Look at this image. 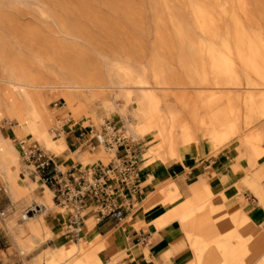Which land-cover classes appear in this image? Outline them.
I'll list each match as a JSON object with an SVG mask.
<instances>
[{
  "label": "bare ground",
  "instance_id": "bare-ground-1",
  "mask_svg": "<svg viewBox=\"0 0 264 264\" xmlns=\"http://www.w3.org/2000/svg\"><path fill=\"white\" fill-rule=\"evenodd\" d=\"M169 1L148 0L156 18L155 42L166 45L168 51L177 43L175 71H170L167 52H155L150 63L139 62L138 67L133 60H114V67L106 72L92 60H54L58 55L54 41L35 37L33 32L28 34L12 23L6 26L0 18V121L15 127L18 134L30 135L44 150L59 155L67 148L64 134L56 133L61 120L80 122L82 126L98 125L102 112H118L125 137L148 139V145L139 153L143 164L158 173L166 172L154 190L164 192L160 199L163 205L178 196L170 169L173 162L189 168L212 149L227 147L237 165L246 162L248 167H256L264 155V33L248 6L249 0H224L232 3L229 10L219 9L220 15L230 16L229 28L224 27L221 16L216 18L212 13L206 3L209 0H174L190 4L194 27L207 37L201 41L192 39L190 28L177 17ZM39 12L49 15L44 7ZM163 13L172 27L171 38L164 35ZM261 18L264 20V14ZM62 28L69 34L64 25ZM221 30H225L222 35ZM32 55L41 60H30ZM118 72L121 74L114 78L113 73ZM147 72L155 85L165 89L162 95L149 87ZM130 85L137 89L136 94H131ZM173 87H191L195 91L169 102L166 95ZM118 95L131 100L134 109L128 111L118 103ZM58 97L61 104L50 108L49 103ZM99 145L104 150L85 152L81 161L92 162L95 156L110 150ZM111 150L115 154V149ZM20 155V148L0 130V184L13 205L6 207L8 215L0 222L12 245L26 254L55 230L47 227L42 213L23 216L21 204L33 199L44 207L51 206L54 190L45 185L43 197L34 196L36 183L21 175ZM259 170L255 168L254 179L247 182L264 208V184L255 178ZM22 171L26 173L23 167ZM222 199V195L213 194L209 185L196 182L191 197L175 208L167 206L153 224L159 228L173 221L179 223L195 255L194 264L205 262L210 246L220 255L216 264H264V236L254 241L249 233L222 230L224 220L219 210L208 209L209 213L215 212L212 217L218 221L210 225L205 218L202 234H191L196 218L207 214L210 202L217 206ZM88 231L94 232V225ZM96 239L83 235L76 241H58L45 248L43 257L38 253L26 264H61L73 254L67 264H100Z\"/></svg>",
  "mask_w": 264,
  "mask_h": 264
},
{
  "label": "rangeland",
  "instance_id": "rangeland-1",
  "mask_svg": "<svg viewBox=\"0 0 264 264\" xmlns=\"http://www.w3.org/2000/svg\"><path fill=\"white\" fill-rule=\"evenodd\" d=\"M206 3L216 18L217 16H221L220 21L226 25L224 26L225 28H229L232 25L230 16H228V14L220 15L219 11L220 8H224L226 10L231 9V1L220 0L219 2H215L213 0H209ZM169 4L172 8H174L177 17H179L185 25L190 28V35L192 39L195 41L207 39L203 32L194 27L195 21L190 12V4L184 5L182 3H177L174 0H170ZM248 6L253 12V15L256 17V23L258 24L260 31L264 33V20L261 18L262 14H264V0H249ZM40 7L47 9V13L49 15H42L39 12ZM0 18L6 26L9 23H12L16 27L20 26L23 28V30L28 34L33 32L34 35L36 34L35 37L37 36L39 38V36H43L44 38L54 41L57 45L58 52V55L54 58V60H92L103 72H106V70L114 67L112 64L114 60H133V65L138 67L137 65H139V62L150 63L152 55L155 52L160 54H165V52H167L166 56L169 57H166V60H168V63L170 64V71H175L178 68L176 62V56L178 54V50L176 48L177 43H175L174 47L168 51L166 45H159L155 42L156 37L154 29L156 25V18L155 14L151 10L148 0H0ZM162 18L166 26L164 29V35L167 38L173 37L172 27L166 17V14L163 13ZM62 25H64L65 29L69 30V34H65L62 31ZM224 31L225 30H221L220 34L222 35ZM184 51L185 53L187 52L186 50ZM30 60L41 59L36 55H32ZM112 70H114V68ZM120 74L121 73L119 72L113 73L112 76L116 78ZM146 77L150 81L149 87L151 89L158 91L160 95L165 92V89H163L162 86L155 85L153 83L149 72L146 73ZM128 88L131 89L132 95L137 93V89L135 87L130 85ZM124 91L125 89H122V92ZM168 91L169 93L166 95V100L173 102L175 101V98H184L187 93H193L195 90L191 87H173ZM116 101L124 104L128 111H132L134 109L132 101L127 100V98L123 95H118L116 97ZM61 102L62 99L58 97L49 103V107H58ZM102 117L103 118L98 125L91 123L85 126H82L80 122L73 124L71 121L61 120L59 124H63L60 125V127L59 124L56 125V133H63L66 138L68 132L76 133L77 130L86 133L87 138L94 132H101L104 124L106 122H110L112 125L115 124V127L121 128V134L123 136L124 134L126 135V133H124V128L122 129L121 127L123 125V120L118 112H102ZM14 128L15 127H11L5 121H0L1 132L6 137L12 139V143L16 146H18L17 140L19 139H26L27 142H35L38 144V142L30 135L22 133L18 134L15 132ZM81 138H83V136H81ZM127 140L130 145H132V148L135 149L139 169L143 168L146 170L148 176V169L146 166H151L144 165L143 160L139 157V153L148 145V139H133L128 136ZM79 143H81V145L78 146V150L85 148L86 151L89 150L93 153H98L104 150L101 145H97L94 149L90 150L85 144H83V139H81ZM109 149L110 148H108V150ZM118 150L120 151L121 148ZM46 152L51 153L50 151ZM61 154L62 153L59 155ZM21 156L22 152L18 159V166L21 175L29 177V179L35 177L38 179V174H31L30 170L32 167L27 166L23 162ZM70 156L74 158V161L77 160L81 166L90 165L91 167H94L97 163L106 164L108 161L115 159V154L111 149L105 155L95 156V159L92 162H82L77 151L71 153ZM188 157L189 156H187V158ZM214 158L223 161L225 165H230L234 171L238 172V177L234 182L237 187V191L242 187L247 188L255 196L247 181L254 179V171L257 167H259L260 170L255 178H257L259 184H264V155L260 157L256 167H248L246 162H242L237 165L227 147L219 150L212 149L208 156L202 160H212ZM66 160L70 161L69 155L66 157ZM59 166L62 170L65 169L64 163H60ZM22 167L25 168V172L28 175L22 171ZM170 169L174 179L178 177L180 173L186 174L188 172V168L182 167L177 162H173ZM36 184H42L43 188H45L43 180L38 179ZM140 185L143 186L144 183H140ZM54 193L55 192L53 191L51 192V197L54 196ZM0 201L13 207L10 198L3 189L2 184H0ZM34 202L38 203L33 199L29 203H22L20 210H23L26 206ZM53 202L55 203L54 198L53 201L51 200V206L45 207V209L55 208V210L62 213L64 217L69 214V209L67 207L60 205L55 206ZM0 211H2L1 208ZM7 215L8 212L5 209L3 214H0V218H5ZM18 220H20V216L18 217ZM96 220L97 216L92 214V216L86 221V226L88 228L91 225L95 226ZM65 230L66 225L65 223H62L60 234ZM254 232H256L258 236H264V220L262 224L255 227L253 233ZM81 233L82 232L79 231V236L83 235V233ZM251 236L254 239L255 233ZM76 240L77 238L75 241ZM47 244H50L48 240L42 241L35 245L30 252L21 254L18 249L12 245L7 231L4 226L0 224V249H2L0 250V264H26L27 260L33 253L43 249ZM113 254H116L115 259L117 260L123 256L120 252H112V255ZM74 256L75 254L64 260L61 264H67ZM42 264L45 263L43 262ZM192 264H194V260Z\"/></svg>",
  "mask_w": 264,
  "mask_h": 264
},
{
  "label": "crops",
  "instance_id": "crops-1",
  "mask_svg": "<svg viewBox=\"0 0 264 264\" xmlns=\"http://www.w3.org/2000/svg\"><path fill=\"white\" fill-rule=\"evenodd\" d=\"M79 134L80 131L77 130L76 133L68 132L65 138L67 148L61 155L56 157L57 162L59 164L64 163L65 168L79 164L77 160L74 161L72 156L70 157V161L66 160V157L71 153L77 151L79 158L83 157L85 152L93 153L89 150L86 151L85 148L82 150L77 149L81 145L79 142L82 139ZM120 152L118 151V153ZM201 160L194 161L187 169L188 172L186 174L180 173L174 179L178 187V196L174 197L169 204L163 205V202L160 201L164 192L154 191L156 183L161 181L166 173H158L153 168L146 166L148 176L146 170L141 168L139 176L128 185V189L123 185L113 186V193L116 194L117 201L125 206L123 215L120 218L104 216L97 219L94 232L90 234L86 221L94 214V211H91L90 207L86 209L88 213L80 231L89 240L97 238L96 242L99 245L97 256L101 259L100 264H192L193 260H195L194 254L185 230L179 223L173 221L156 228L153 224V219L165 213L167 206L175 208L184 199L191 197L193 185L196 182L209 185L213 194L222 195L223 199L218 202L217 206H214L210 202V206L207 207V214L203 213L196 218L191 234H202L203 228L201 223L205 218L207 221H210V225L217 222L218 220L216 221L212 217L215 212L209 213L208 211V209H216L220 211L224 220L222 230L233 229L239 234L244 235L255 233L254 241L261 239L262 236H258L256 232L253 233L255 227L262 224L264 220V208L259 203L258 197L254 196L247 188L242 187L237 191L234 182L238 177V172L234 171L230 165H225L223 161L216 158ZM30 179L36 183L39 178ZM140 183H144V185L141 186ZM44 185L52 190L47 184L44 183ZM32 193L36 197H43L44 188L42 184H36ZM53 204L55 206L58 205L56 202H53ZM7 206L9 204L0 201L2 211ZM39 213H42L47 227L55 231L49 237L43 238L40 241L48 240L50 244L33 253L28 260L38 253H42L43 257L45 248L53 247L58 241L75 240L79 236V232L78 236L75 237V235L68 233L66 230L60 234L61 225L62 223L66 225L68 215L64 217L55 208L45 209L44 205ZM209 251L207 254L205 253L204 257L206 259L203 264L218 263L220 255L215 251L214 247L210 246ZM112 252H120L123 256L117 260L115 259L116 254L112 255Z\"/></svg>",
  "mask_w": 264,
  "mask_h": 264
},
{
  "label": "built area",
  "instance_id": "built-area-1",
  "mask_svg": "<svg viewBox=\"0 0 264 264\" xmlns=\"http://www.w3.org/2000/svg\"><path fill=\"white\" fill-rule=\"evenodd\" d=\"M121 133V128L110 122L104 124L100 134L94 132L87 138L86 133L80 131L83 144L90 150L102 143L115 149V159L106 164L97 163L94 167L79 163L64 170L60 168L56 154L47 153L35 142L17 140L23 162L32 167L31 174H38L54 190L56 204L69 209L66 231L75 237L84 225L89 207L97 219L104 216L120 218L123 215L125 206L117 201L113 186L123 185L128 189V185L139 176L140 169L135 149ZM42 207L41 204L32 203L23 209V216L38 213Z\"/></svg>",
  "mask_w": 264,
  "mask_h": 264
}]
</instances>
